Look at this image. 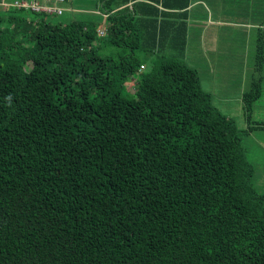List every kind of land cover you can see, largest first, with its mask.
I'll list each match as a JSON object with an SVG mask.
<instances>
[{"label": "trees", "instance_id": "trees-1", "mask_svg": "<svg viewBox=\"0 0 264 264\" xmlns=\"http://www.w3.org/2000/svg\"><path fill=\"white\" fill-rule=\"evenodd\" d=\"M98 1L102 29L0 6V264H264L242 141L264 122L239 127L187 63L200 0Z\"/></svg>", "mask_w": 264, "mask_h": 264}, {"label": "rangeland", "instance_id": "rangeland-1", "mask_svg": "<svg viewBox=\"0 0 264 264\" xmlns=\"http://www.w3.org/2000/svg\"><path fill=\"white\" fill-rule=\"evenodd\" d=\"M11 3L14 0H5ZM254 0H200L192 4L188 18L187 47L185 59L194 67L205 90L212 96L214 105L241 128L256 126L264 122V69L256 70L252 62L255 51L257 8ZM98 0H66L70 9L61 15H47L52 23H68L73 18L86 22L100 21L105 28L104 18H100ZM208 7V10L205 8ZM262 4L260 9H263ZM29 17L34 15L25 14ZM264 16V15H263ZM220 18L222 22L218 23ZM218 42V43H217ZM261 77V98L254 104L251 118L243 116L241 95L253 79ZM130 91H133L128 87ZM243 144L248 148L251 161L255 165L254 178L264 192V129L257 127L242 133Z\"/></svg>", "mask_w": 264, "mask_h": 264}, {"label": "built area", "instance_id": "built-area-1", "mask_svg": "<svg viewBox=\"0 0 264 264\" xmlns=\"http://www.w3.org/2000/svg\"><path fill=\"white\" fill-rule=\"evenodd\" d=\"M66 0H14L11 3H7L5 0H1L0 6L2 8L15 7L23 8L32 12H38L47 15H60L65 10H68L64 5ZM143 68V66L141 67Z\"/></svg>", "mask_w": 264, "mask_h": 264}, {"label": "crops", "instance_id": "crops-1", "mask_svg": "<svg viewBox=\"0 0 264 264\" xmlns=\"http://www.w3.org/2000/svg\"><path fill=\"white\" fill-rule=\"evenodd\" d=\"M258 1H259V0H254V1H253V4H255V3H256V2H258ZM0 2H1V1H0ZM191 5H192V4H191ZM66 8H67V9H70V8H69V7H67V6H66ZM217 22H218V23H220V22H222V20H221L220 18H218ZM253 25H254V27H256V26H257V24H256V23H255V24H253ZM217 43H218V42H217Z\"/></svg>", "mask_w": 264, "mask_h": 264}, {"label": "clouds", "instance_id": "clouds-1", "mask_svg": "<svg viewBox=\"0 0 264 264\" xmlns=\"http://www.w3.org/2000/svg\"><path fill=\"white\" fill-rule=\"evenodd\" d=\"M100 13V15H102V16H106V14H102L101 12H99ZM142 69V68H141Z\"/></svg>", "mask_w": 264, "mask_h": 264}]
</instances>
